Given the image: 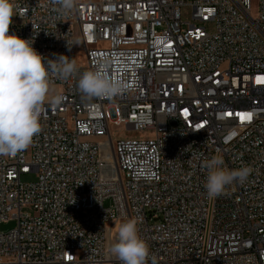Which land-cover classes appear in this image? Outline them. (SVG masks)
Here are the masks:
<instances>
[{
    "label": "built area",
    "instance_id": "2783aa9c",
    "mask_svg": "<svg viewBox=\"0 0 264 264\" xmlns=\"http://www.w3.org/2000/svg\"><path fill=\"white\" fill-rule=\"evenodd\" d=\"M14 2L9 34L77 73L50 77L62 103L45 102L27 149L0 156V224L16 221L0 230V264H120L110 247L129 219L157 264H264V0L256 15L252 0H75L64 15ZM103 65L124 90L83 99L80 75ZM122 125L155 136L122 138ZM213 156L252 172L210 198Z\"/></svg>",
    "mask_w": 264,
    "mask_h": 264
},
{
    "label": "clouds",
    "instance_id": "9594fccd",
    "mask_svg": "<svg viewBox=\"0 0 264 264\" xmlns=\"http://www.w3.org/2000/svg\"><path fill=\"white\" fill-rule=\"evenodd\" d=\"M56 11L67 14L75 7V0H52ZM14 0H0V156H15L27 149L33 138L42 131L40 118L47 101L53 105L62 103L63 95L49 97L50 77L68 80L77 73L75 61L65 55L46 59L33 48L29 40L9 34L14 13L18 10ZM125 85L112 79L107 65L84 71L77 82L83 99H111L124 90ZM207 170L204 185L210 198L226 192L228 186L243 184L252 172L248 166L229 169L221 156H213L203 163ZM138 221L123 222L117 234V242L110 253L120 264H157L150 256L147 242L139 235Z\"/></svg>",
    "mask_w": 264,
    "mask_h": 264
},
{
    "label": "rangeland",
    "instance_id": "374dc122",
    "mask_svg": "<svg viewBox=\"0 0 264 264\" xmlns=\"http://www.w3.org/2000/svg\"><path fill=\"white\" fill-rule=\"evenodd\" d=\"M252 7H253V15L257 14L258 11V0H252ZM181 16L183 22H192L195 21L192 18V8L190 5H185L181 9ZM185 25L184 27H186ZM207 31L210 33H214L216 30V24L214 21L209 22L207 25ZM76 41H77V54H76V61L77 64L80 66H83L86 63V52L85 48L83 46V43L81 41V37L79 36V33L76 35ZM56 90H60V88L56 87ZM113 133L117 134L118 132L121 133V137H130V138H136V137H142V138H151L155 136V132L153 130L146 131V132H137L133 130H126L125 126H113L112 127ZM35 178L34 174H30L29 176H25L23 179L26 180H33ZM16 226L15 220H9L7 222L0 224V230L1 231H8Z\"/></svg>",
    "mask_w": 264,
    "mask_h": 264
},
{
    "label": "snow or ice",
    "instance_id": "6c2138e0",
    "mask_svg": "<svg viewBox=\"0 0 264 264\" xmlns=\"http://www.w3.org/2000/svg\"><path fill=\"white\" fill-rule=\"evenodd\" d=\"M258 82H260V81H258ZM226 115L231 116L232 113H226ZM239 115H240V117H241L242 120L245 119V118H247V119L250 120L251 117H252V113L239 114Z\"/></svg>",
    "mask_w": 264,
    "mask_h": 264
}]
</instances>
